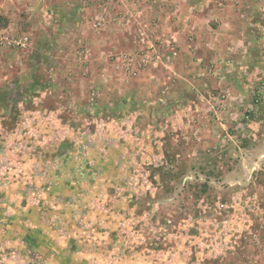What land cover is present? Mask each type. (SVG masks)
<instances>
[{
	"label": "rangeland",
	"instance_id": "374dc122",
	"mask_svg": "<svg viewBox=\"0 0 264 264\" xmlns=\"http://www.w3.org/2000/svg\"><path fill=\"white\" fill-rule=\"evenodd\" d=\"M90 1L93 9L83 19L88 28L69 31L81 39L93 31L91 40H102L96 61L91 59L98 52L82 41L69 59L66 48L59 58L50 53L53 63L31 53L32 45L1 51L0 264H264L259 0L201 5L211 27L212 7L233 5L232 32L247 49L240 57L241 78L224 81L240 95L231 99L235 106L227 108V95L220 93L221 102L204 112L212 130L185 125L195 120L194 109L182 113L175 104L161 105L168 88L138 87L135 66L126 69L123 63L135 45L114 43L119 33L108 31L118 22L130 25L138 43L137 25L145 26L149 43L142 54L154 49L160 58L140 73L164 70L177 53L166 52L157 24L144 20L139 8L126 11L121 21L110 19L118 0H101L106 7L93 15L97 1ZM191 1L154 2L161 9L172 4L189 11ZM249 2L255 12L246 8ZM103 16L99 29L95 18ZM190 32L188 47L197 41ZM40 62L56 70L37 67ZM70 62L76 64L71 75Z\"/></svg>",
	"mask_w": 264,
	"mask_h": 264
},
{
	"label": "crops",
	"instance_id": "0c3cea01",
	"mask_svg": "<svg viewBox=\"0 0 264 264\" xmlns=\"http://www.w3.org/2000/svg\"><path fill=\"white\" fill-rule=\"evenodd\" d=\"M96 1L97 5L93 15H96L95 12H99L98 10L101 8L106 7L105 4H101L100 6L101 0ZM118 1L117 4H121L116 7V10H111L108 15L110 19L113 18L117 21H121V18L124 19L123 15L126 11L133 13L135 10L134 8H139L142 14L145 12L143 14L144 20L157 24L155 31L158 33V36H163L162 38H165L163 46L166 48V52L177 53V56L172 60L167 69H150L146 72H144V69L141 73L140 71L142 68L138 69L136 71L137 76H135V79L138 81L137 86H144V90H148V92L151 89L168 88L167 102L164 100L161 105H165L166 108L170 109L173 108L175 104L176 107L180 108L182 113H184V110L187 108L194 109V119L196 121L191 120L185 125L189 126V124H192L195 129L204 126L207 128L209 127L208 129L210 130L214 129L213 124H210L207 120L205 113L207 111L209 112V110H213V107L221 102L219 100L220 93H225L227 95L225 104L227 108L231 109L235 106V104L231 102V99L234 100L235 96H240L232 91L233 87L224 84L226 79H231L235 82L241 78V64L244 60L241 58L242 54L247 52L244 46L245 40L234 37L232 32V29L235 31L237 27H235L234 24L235 15L232 14L235 7L233 5L229 7L225 6L222 11L215 8V6L214 8L212 7V11L210 12L214 14L211 20L214 27H211L208 26V20L204 18L206 15H202L203 12L201 10V5L205 6L207 0H192L195 6L189 9V11L186 10L187 7H183L184 5L180 7L177 5L181 8L179 11L182 12V15L179 16L175 15L179 11L175 9L172 4L166 6L165 9H161V7L155 5V0H135L136 4L134 0ZM89 2L91 3L90 0H0V23L3 26L13 29V32L16 34L20 32L33 33L35 39L32 38V47L29 51L41 55L42 60L46 58V63L49 61L53 63L55 61L52 60L53 57L51 59L50 53L53 54L55 52V56L59 58V53L62 54L61 48H66V56L67 58L70 57L68 56L69 53L71 51H76L75 45H79L81 41L85 45L84 47H89L93 49L94 53H97L100 51L99 48L104 44H101L102 40L97 41L96 38H94L93 41L91 40L93 31L88 34L90 36L89 38L83 37V39H81L82 36L76 37L73 32L69 31L73 29L80 30L83 27H87L86 22H88V18H85V22H83V19L85 13H89L93 9ZM257 2V4L261 5L259 10L263 9L264 11V0H259ZM249 3L250 5H247L246 8L253 7V4L251 2ZM111 8L113 9L114 7ZM120 8H122V10ZM251 12H255V7H253V11ZM135 17L138 19V15ZM139 20L140 18L138 21ZM131 27L130 25L125 27L118 22V24H111L108 31L119 33L116 40H113L114 43L126 46L125 48L135 45V52H137L140 49H144L145 46L136 42L135 33ZM191 29L193 33L196 34L195 37L197 41L191 43L193 45L188 47L185 36L191 34ZM108 31L106 33H108ZM83 33H86L85 30ZM110 34L108 33V35ZM108 35L106 38H108ZM126 37L129 40H126ZM105 40L107 43L108 39ZM156 40L153 41L156 42ZM202 42H205L206 46L203 45ZM208 43L210 44L207 46ZM70 55H72V53H70ZM97 55H99V52L96 55L94 54L91 61H96ZM251 56L252 55L249 53L247 58L249 59ZM1 59L2 55H0V62ZM42 64L44 63L40 62L36 66L42 67L41 69L47 71L50 68H52L50 70H56L53 66L43 67ZM69 65L67 72L70 73V71H73L74 74L76 71L73 67H75L76 64L70 62ZM92 66L93 65H90L91 68ZM86 67L89 68V64ZM86 67H81L83 68L84 74L87 73ZM50 76L54 77L53 74ZM187 93L194 95V98L192 97L191 99ZM202 93L205 94L202 95ZM143 103H145L147 108L148 103L145 101ZM203 132L206 133L205 130ZM208 134H215V132Z\"/></svg>",
	"mask_w": 264,
	"mask_h": 264
},
{
	"label": "built area",
	"instance_id": "2783aa9c",
	"mask_svg": "<svg viewBox=\"0 0 264 264\" xmlns=\"http://www.w3.org/2000/svg\"><path fill=\"white\" fill-rule=\"evenodd\" d=\"M104 22H106L105 17H99L95 18L94 25L102 29ZM147 35L145 26L137 25V38L140 41L139 43L141 45L147 44L149 41H147ZM32 42V35L29 32H20L18 34L13 32V29L3 26L0 23V51L1 50H15V51H25L27 48L30 47ZM142 50L140 49L138 51V54L133 52L134 54L123 56V63L126 65V69H128V66H135V71L138 69H141L143 67H146L148 64L152 62H157L159 54L155 52L153 49L150 53L142 54ZM136 74V72H135Z\"/></svg>",
	"mask_w": 264,
	"mask_h": 264
}]
</instances>
